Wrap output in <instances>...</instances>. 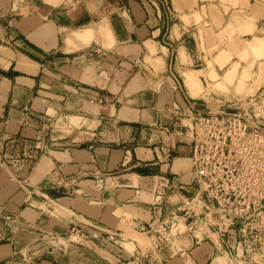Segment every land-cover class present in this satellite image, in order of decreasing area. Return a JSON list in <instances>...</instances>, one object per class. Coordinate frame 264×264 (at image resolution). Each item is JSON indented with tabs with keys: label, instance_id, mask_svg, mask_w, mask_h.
Instances as JSON below:
<instances>
[{
	"label": "crops",
	"instance_id": "1",
	"mask_svg": "<svg viewBox=\"0 0 264 264\" xmlns=\"http://www.w3.org/2000/svg\"><path fill=\"white\" fill-rule=\"evenodd\" d=\"M262 39L264 0H0V264H264L237 226L153 229L193 196L192 116L264 92Z\"/></svg>",
	"mask_w": 264,
	"mask_h": 264
},
{
	"label": "built area",
	"instance_id": "2",
	"mask_svg": "<svg viewBox=\"0 0 264 264\" xmlns=\"http://www.w3.org/2000/svg\"><path fill=\"white\" fill-rule=\"evenodd\" d=\"M242 115L198 113L192 116L194 135L191 175L199 192L194 195L195 198L187 200L200 198L198 201L202 211L196 213L199 215L195 221L200 219L202 223L211 226L223 243L226 240V227L237 226L242 240L249 247V227L254 222L264 223V132L254 127ZM157 149L166 158L171 156L168 146L160 145ZM203 193L213 203V210L219 212L226 222H219L202 209L205 203ZM178 211H185V207L178 206L175 213ZM185 214H190V211L186 209ZM238 219L244 224H238ZM174 226H168L169 230L163 226L161 235L164 240H169L181 231L179 225ZM187 228L194 230L192 224H188ZM72 230L79 237V243L83 242L84 233L77 227ZM255 242L256 245L264 244V241L257 239Z\"/></svg>",
	"mask_w": 264,
	"mask_h": 264
},
{
	"label": "rangeland",
	"instance_id": "3",
	"mask_svg": "<svg viewBox=\"0 0 264 264\" xmlns=\"http://www.w3.org/2000/svg\"><path fill=\"white\" fill-rule=\"evenodd\" d=\"M255 41H256V43H250L249 44L250 46H248V47L253 48L254 45L255 46L260 45V48L256 51H254V53L252 55H254V57H256L257 59L263 58L264 57V39L255 40ZM245 53L247 54V52H245ZM228 80H230V78H228ZM261 86H262V83L260 80H258L255 83V85L253 87H251L250 90L248 92H246V94H245L246 95L245 98H247V97L251 98V101H248L249 104H247V101H244V103H243L244 105L242 106V108H239L237 110H231L230 112L233 114H243V115L248 114L255 120L257 125L264 128V100L261 101V99H260V101H256V99L253 100V97H252L253 95L254 96L257 95L256 90H260ZM218 88L224 89L222 84L218 85ZM192 198H195V196ZM199 199L200 198L192 199V200L188 201L187 204H184V202H182V203L177 204V206H171L169 204L168 206H169L170 210L168 209L169 212L165 216L160 217L159 215H157L155 213L156 217L154 216V220L156 219V221L154 223V229L155 228L158 229V230H156V232H158V234L161 235V232L163 231V226H165L168 230H169L168 226L170 228L175 227L174 222H176V225H178L176 218H179V217L183 218V216L186 218L187 226H188V224H192L195 229L198 228L197 227L198 222H196L195 219H198L197 216L199 215V213L198 214H196V213L202 211L200 208V202L198 201ZM166 200H167V198H165V200L163 198V202H166ZM175 200H177V199H175ZM159 205H160V203H156L157 208H153V215H154V211L158 212ZM178 206H180L182 208L185 207V211H178V213H175L176 208ZM186 209L188 211H190V214H185ZM173 213H175V214H173ZM263 213H264V211H263ZM157 216H159V217H157ZM198 221H199L198 225L202 224L200 219ZM164 222H166V223H164ZM219 222H226V220L225 221L221 220ZM73 232L74 231L71 228L69 233L67 232L63 235L58 234V233L57 234H50L49 239L51 240V242H53L56 245H59L61 248H65L66 246H68L69 242H74V243L78 242L79 243V240H78L79 237L77 238ZM161 237H163V236L161 235ZM248 238H249L248 239V246H249L248 250L251 252V255L253 254L252 256H254V254H258V255L264 254V246L261 244H257V245L255 244L256 239L261 241V242L264 241V223L261 224V223L254 222V225L249 227Z\"/></svg>",
	"mask_w": 264,
	"mask_h": 264
},
{
	"label": "water",
	"instance_id": "4",
	"mask_svg": "<svg viewBox=\"0 0 264 264\" xmlns=\"http://www.w3.org/2000/svg\"><path fill=\"white\" fill-rule=\"evenodd\" d=\"M263 94H264V92H262V93L259 94L257 97H255L254 100H255V99L258 100ZM206 114H208V115H223V114H225V113H224V112H221V113H206ZM242 117H243L244 119L248 120V121H249L254 127H256V128H258V129H260V130H262V131L264 132V128L261 127V126H259V125H257L256 122H255V120H254L250 115H248V114H244V115H242ZM187 189H188V192H189L191 195H193V196H194V195H197L198 192H199L198 188H196L195 186H193V187H189V188H187ZM202 198H203V200L205 201V203L202 205V209H203L205 212L208 213L211 209H213L214 205H213V203L210 202V200H209V198H208V196H207L206 193H203V194H202ZM213 216H214V218H215V217L217 218V217H220L221 215H220L219 212H214V213H213ZM238 224L243 225L244 222H243L241 219H238Z\"/></svg>",
	"mask_w": 264,
	"mask_h": 264
},
{
	"label": "bare ground",
	"instance_id": "5",
	"mask_svg": "<svg viewBox=\"0 0 264 264\" xmlns=\"http://www.w3.org/2000/svg\"><path fill=\"white\" fill-rule=\"evenodd\" d=\"M192 197H194V196H192ZM215 211L213 210V209H211L208 213L211 215V217H214L213 216V213H214ZM216 218V217H215ZM218 221H225L226 219L224 218V217H222V216H220V217H217L216 218Z\"/></svg>",
	"mask_w": 264,
	"mask_h": 264
}]
</instances>
